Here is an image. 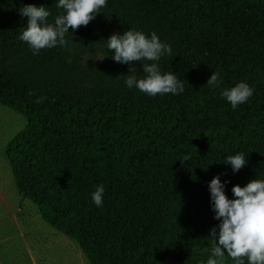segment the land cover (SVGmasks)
Segmentation results:
<instances>
[{
    "label": "trees",
    "instance_id": "trees-1",
    "mask_svg": "<svg viewBox=\"0 0 264 264\" xmlns=\"http://www.w3.org/2000/svg\"><path fill=\"white\" fill-rule=\"evenodd\" d=\"M23 4L45 5L49 21L61 11L56 0H0V105L25 119L5 147L19 195L88 264L206 261L218 224L207 182L220 174L231 198L233 184L264 179V0H107L87 26L66 34V47L38 55L18 39ZM127 28L154 31L170 45L160 68L184 92L147 100L118 79L121 91L64 93L100 80L81 63L84 41ZM211 72L222 88L246 81L253 96L233 110L206 84ZM236 152L248 163L232 173L219 161ZM185 154L192 159L182 166ZM100 184L96 207L90 193Z\"/></svg>",
    "mask_w": 264,
    "mask_h": 264
},
{
    "label": "clouds",
    "instance_id": "clouds-1",
    "mask_svg": "<svg viewBox=\"0 0 264 264\" xmlns=\"http://www.w3.org/2000/svg\"><path fill=\"white\" fill-rule=\"evenodd\" d=\"M106 5L107 0H56L55 6L61 11L49 21L52 13L45 5L23 4L17 11L26 18V23L18 39L27 44L33 55H38L41 49L66 47L69 43L66 34L71 32L73 35L80 26H87ZM103 39L106 41V56L109 55L107 50H111L114 62L128 65L123 83L129 90L135 88L148 96L184 92V83L174 72L161 71V57L170 55L171 47L156 32L145 33L127 28L112 32ZM135 62L139 63L144 75H137ZM206 84L211 88H220V95L233 110L246 103L254 92V88L244 80L222 88L219 72H211ZM43 99L38 97L35 102L40 103ZM247 156L236 152L219 162L230 166L232 173H236L248 163ZM191 159V154H185L178 160L186 166ZM226 183V180H221L220 174L213 175L207 182L210 207L218 224L209 229L207 237L213 246L206 261L201 264H225L226 258H230L232 264H264V179L251 178L242 186L233 184L231 198L225 192ZM104 192V186L100 184L90 193L96 207L103 206Z\"/></svg>",
    "mask_w": 264,
    "mask_h": 264
},
{
    "label": "rangeland",
    "instance_id": "rangeland-1",
    "mask_svg": "<svg viewBox=\"0 0 264 264\" xmlns=\"http://www.w3.org/2000/svg\"><path fill=\"white\" fill-rule=\"evenodd\" d=\"M95 38L84 41L88 47L81 56V63L100 80L84 82L77 92L69 89L64 93L88 97L102 89H124L118 79L123 80L127 75L128 65L114 62L111 50H107L109 55L106 56L103 38L107 36L96 33ZM135 63L137 75H144L139 63ZM154 97L146 95L145 99ZM24 125L25 119L20 114L0 105V264H88L78 244L45 223L35 203L30 198H22L16 190L5 147Z\"/></svg>",
    "mask_w": 264,
    "mask_h": 264
}]
</instances>
